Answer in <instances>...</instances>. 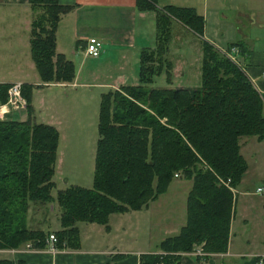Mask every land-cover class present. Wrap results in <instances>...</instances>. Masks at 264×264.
<instances>
[{
	"label": "trees",
	"instance_id": "16d2710c",
	"mask_svg": "<svg viewBox=\"0 0 264 264\" xmlns=\"http://www.w3.org/2000/svg\"><path fill=\"white\" fill-rule=\"evenodd\" d=\"M34 10L29 27V55L41 81H67L74 75L71 59L55 51V27L61 13L73 5L58 0H28ZM138 9L154 11L155 44L139 52L137 82L100 93L97 136L90 186L69 183L54 196L52 174L57 129L31 118L33 84L20 82L26 117L10 110L0 118V248L29 240L45 244V232L26 226L29 203L55 200L59 228L56 246H78L77 221L107 228L108 215L139 209L164 192L178 172L190 179L185 220L156 249L138 255V264H180V252L200 247L205 259L223 252L233 212V190L247 163L238 139L254 135L264 140V103L242 66L226 53L235 39L220 49L202 37L203 16L192 6L156 0H135ZM178 21L199 37V82L195 86H149L164 72L169 82L171 61L165 57L171 22ZM11 82L0 81V102ZM228 179L227 184L223 181ZM0 264H25L0 258Z\"/></svg>",
	"mask_w": 264,
	"mask_h": 264
},
{
	"label": "crops",
	"instance_id": "0c3cea01",
	"mask_svg": "<svg viewBox=\"0 0 264 264\" xmlns=\"http://www.w3.org/2000/svg\"><path fill=\"white\" fill-rule=\"evenodd\" d=\"M58 1L73 5L68 11L60 14L54 32L55 51L71 59L74 65V75L71 80L67 81H41L38 74L32 80L24 78L26 70L34 68L32 60L27 59L30 20L34 11L28 0H0V40L4 42L3 49L6 51V56L16 59L13 66L6 68V70L0 66V81H20L33 84L31 118L35 122L53 125L58 132L54 161L55 171L58 146L61 145L58 127L60 109L55 108V95L52 92L46 98L42 99L41 97L39 100L41 105L38 106L34 94L36 86L52 85L55 86V92L57 90L62 92L64 88L68 87V90L72 92L71 97H76L77 94L78 96L82 95L80 92H84L88 86L97 87L100 95L107 89L126 84L130 76L132 79L129 83H135L137 77L133 75L134 68L131 69V74L126 75L128 62L130 63L132 60V63H135L137 60L138 69L140 49L143 47L150 48L155 44V42L148 44V39H146V35L150 31L155 36L154 11L138 9L135 0ZM167 3L192 6L203 16L202 37L219 48H226L235 39L242 40L247 50L245 52L236 51L237 58L264 103V0L249 1L247 4L241 3L238 7L240 11H237L234 17L222 13L223 5L218 4L216 0H156L158 6ZM230 8L231 5H228V9ZM239 16L248 21L243 27L237 24ZM173 23L179 28L175 30L176 32L179 31L176 34L178 44L172 45L174 34L171 31V39L166 51V56L172 63L171 76L169 82L165 81L164 86H190L187 83H182V81L188 80L190 67L193 66L191 57L187 58L181 50L180 33H182V28L186 27L176 20H172L171 25ZM89 35H94L101 41L100 52L95 56L84 52L85 41ZM195 36L198 45H200L199 37ZM22 44L24 45L23 59L20 57ZM169 52L170 54H168ZM89 57L94 60L91 67L87 65V58ZM195 60H197L195 64L197 76L196 82L191 86H195L199 82L200 58L196 57ZM96 73H102L103 79H96ZM11 113L16 114L18 119L26 117L25 110L24 112L12 111ZM240 148L239 142V150ZM58 174L57 176L61 177V173ZM52 180L54 186L50 193L54 196L57 188H62L67 184V178L63 179L62 186H57L56 181ZM73 184L79 183L73 182ZM169 186L170 182L167 188ZM176 186L177 188L183 187L180 182L176 183ZM160 194L139 209L109 213L107 228L101 223L77 221L79 238L76 247L54 245V248L50 249L46 241L43 246L37 247L27 240L16 247H1L0 258H9L14 261L22 259L25 264H138L140 252L156 249L155 247L154 249L140 250L137 246L134 247V242H137L138 230H140L141 221L145 217L144 211L147 210L149 213L153 211L155 213L153 218L161 217L157 214L159 211H156L158 205L156 200ZM152 202L156 203L149 207ZM233 213L229 222L225 251L210 252L205 259L199 260L195 259V254L190 251L180 252V264H264L263 244H253L247 237H245L244 242L234 240L236 233L231 231ZM55 216L58 220V209L54 199L41 205L29 203L25 223L30 228L42 229L46 238L47 233L60 227L59 221L57 227L50 228L48 226L51 218L55 220ZM242 220L245 222L247 218L243 217ZM178 224L179 221L173 223L168 218L162 219L160 231L163 236H160L159 240L167 235L177 233L182 223Z\"/></svg>",
	"mask_w": 264,
	"mask_h": 264
},
{
	"label": "rangeland",
	"instance_id": "374dc122",
	"mask_svg": "<svg viewBox=\"0 0 264 264\" xmlns=\"http://www.w3.org/2000/svg\"><path fill=\"white\" fill-rule=\"evenodd\" d=\"M216 1L221 6L223 5L222 13L233 15V17L237 11H240V9L238 10V7L241 3L247 4L249 1L255 2V0ZM228 5H231L230 9H228ZM247 22L248 21L242 16L238 17L237 24L239 26L243 27L245 24H247ZM176 26L177 25L175 23L171 25V31L172 34H174V41L172 42L173 46L178 44L176 34L179 31L176 32L175 30L179 28ZM180 36L181 50L184 52V55L187 56V58L191 57L193 62V66L190 67L188 80L184 82L182 81V83H187L191 86L196 82L197 72L195 64L197 63V60H195V58H200L201 48L200 45H198V40L196 39L195 34H193L191 30L182 28V33H180ZM146 39H148V44H153L155 42L154 33L150 31L149 34L146 35ZM3 46L4 42L0 40V55L2 56L0 58V66L6 70V68L13 66L16 59L14 60L13 58L7 57ZM21 51V55L19 53L18 55H20V57L23 59V44ZM168 54H170V52ZM236 54L235 56L237 57ZM166 55L167 52L165 53V57L167 58ZM27 59L31 61L28 49ZM92 63H94L93 58H87V65L89 67L92 66ZM100 68L102 67L100 66ZM133 68V75L134 77H137V60L135 63H132V60H130V63L128 62L126 75H128ZM25 73L26 75L24 78L26 79L32 80L34 76L37 77V73L34 68H31L30 70L27 69ZM95 76L98 80L103 79L102 73H96ZM131 79V76L130 78L128 77L127 83L131 82ZM136 82L137 78L135 79V83ZM164 84L165 79L163 71L160 72V74L154 76V79L151 83H148L149 86H164ZM50 92L54 93L55 95V108L60 109L58 114L60 123L58 127L61 137V145L60 147L58 146L59 151L58 160L56 162V171L54 162V174L52 175V179L56 181L57 186H62L63 179L65 178H67V184L76 182L84 186H89L92 178L95 139L97 136L96 124L98 115L99 90L97 87L88 86L84 92H80L82 95L78 96L77 94L76 97H71L72 92L68 90V87L64 88L62 92H60V90L55 92V86L38 85L34 90L38 106L41 105V102L39 101L40 98H46ZM16 112H24V108L22 107L16 110ZM238 142L241 144L239 151L242 153L247 163V167L243 172L239 182L234 186V213L231 226L233 229L231 228V231L236 233L234 236L235 241L239 240L244 242L245 237H247L251 243L263 244L264 247V140H257L254 135H242L238 139ZM58 173H61V177L63 178L57 176L59 175ZM179 182L183 185L182 188H177L176 183ZM189 186L190 179L182 177L180 173L177 174V171L176 175L173 174V178L170 181V186L165 192H162L156 200L158 203L156 206V211H159L157 214L161 217L153 218L155 215L153 211L150 213L147 210L146 212L144 211L145 217L141 221V228L138 230L137 242H134V247L137 246L140 250L154 249L160 236H163L162 232L160 231V229H162L160 226V224H162V219L168 218L173 221V223L179 221V224L184 222L185 196ZM256 187H259L260 189L257 190ZM155 203L156 202H152L149 207ZM243 217L247 218L245 222L242 220ZM48 226L50 228L58 226V220L56 216L55 220L51 218Z\"/></svg>",
	"mask_w": 264,
	"mask_h": 264
},
{
	"label": "built area",
	"instance_id": "2783aa9c",
	"mask_svg": "<svg viewBox=\"0 0 264 264\" xmlns=\"http://www.w3.org/2000/svg\"><path fill=\"white\" fill-rule=\"evenodd\" d=\"M101 49V41L99 38H97L94 35H89L86 38L85 45H84V52L88 55L95 56L100 52ZM237 51V48L232 46L230 49L227 50V54L231 59L234 61H237L238 63L239 60L235 56ZM24 99L21 96L20 93V81H12L7 89H6V98L3 102H0V118L3 117V114L5 112H8L10 110H18L20 108H24ZM176 175V172L173 173ZM178 174V172H177ZM228 179L224 180L223 182L227 184ZM260 189L257 187V190ZM54 240H55V235L53 232L47 233V236L45 238L46 243L48 244V247L50 249L54 248ZM193 254H201V248L197 247L192 251Z\"/></svg>",
	"mask_w": 264,
	"mask_h": 264
}]
</instances>
